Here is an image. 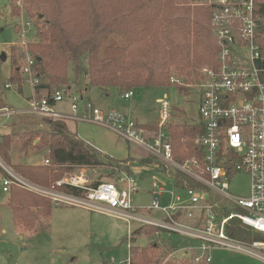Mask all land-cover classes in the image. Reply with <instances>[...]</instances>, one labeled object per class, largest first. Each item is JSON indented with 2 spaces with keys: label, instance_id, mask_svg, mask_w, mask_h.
Segmentation results:
<instances>
[{
  "label": "built area",
  "instance_id": "obj_1",
  "mask_svg": "<svg viewBox=\"0 0 264 264\" xmlns=\"http://www.w3.org/2000/svg\"><path fill=\"white\" fill-rule=\"evenodd\" d=\"M201 3L210 7L209 23L216 48L215 63L202 67L199 80L193 84L201 92L198 107L201 132L193 142L202 151V158L174 159L168 130L172 107L167 99L158 103L159 117L154 132L146 130L130 116L114 110H99L81 96H70L68 113L55 109L65 97L62 91H55L51 98L35 99L39 77L33 71L34 60L27 52L20 73L34 89V94L25 108H1L0 122L29 115L99 125L144 150L146 159L153 162H135L131 166L132 174L120 172L115 182L107 181L91 188L90 180L82 170L45 186L29 180L0 157L2 192L19 189L54 206L113 215L129 228L133 223L153 227L156 238H159V232H165L168 236H185L199 243L172 251L167 260L175 263L210 264V252L225 249L264 264V51L258 43L260 17L254 11L253 0H207ZM25 26L29 29L23 31L24 35L31 30L32 24L27 22ZM171 82L181 85L174 78ZM4 88L10 89L11 84L6 83ZM132 95L133 90L121 97L130 99ZM43 164L48 165L49 161L43 160ZM144 167L152 171L151 188L157 197L149 206L137 207L133 204V195L138 191L136 175L141 174ZM239 171L250 180L247 197L228 193L227 180ZM170 173L183 179L182 187H173L179 193L165 190L167 179L173 181L174 186ZM189 182L196 187H190ZM65 188L80 193H71ZM163 194L170 197L167 204H161L158 199ZM221 200L228 201L230 206L226 207ZM224 210L230 211L221 215ZM156 212L162 216L153 215ZM232 219L257 233L260 239L240 241L231 238L227 226ZM177 253L180 257H176Z\"/></svg>",
  "mask_w": 264,
  "mask_h": 264
},
{
  "label": "trees",
  "instance_id": "obj_2",
  "mask_svg": "<svg viewBox=\"0 0 264 264\" xmlns=\"http://www.w3.org/2000/svg\"><path fill=\"white\" fill-rule=\"evenodd\" d=\"M253 1L254 11L260 17L258 43L264 51V0ZM190 4H194L193 0H10L11 14L20 16L22 10L21 16L32 24L34 41L27 52L34 60L33 71L39 77L37 96L41 94L45 98H51L55 91L65 94L71 89L69 64L77 68L82 58L86 62L88 86L104 91L115 89L121 96L138 88L180 87L171 78L180 83L184 81L181 86L193 79L194 84L199 80L198 70L215 63L216 48L209 23L210 7L190 8ZM116 37L123 45L122 54L114 58L100 57L102 45ZM11 52L15 56L16 49L12 48ZM16 65V62L12 65L10 81L21 91L23 82ZM5 107L0 92V109ZM7 122L0 127V157L35 183L48 186L64 174L85 170L90 177L88 173L101 169L97 177L89 178V187L94 188L103 182H115L120 172L132 174L134 160L112 161L70 131L65 121L18 115ZM11 126H23L24 130L11 131ZM143 127L154 132L156 123ZM168 130L174 159L202 158V151L193 142L201 132L200 126L170 121ZM15 136L20 141L17 153L29 158L32 151L46 150L43 160L49 164L15 161L10 155ZM152 162L144 159L138 163ZM229 170H232L230 166ZM170 176L174 178V187H182V178L173 173ZM189 186L196 187V184L189 182ZM65 190L80 193L71 188ZM8 205L15 222L27 229L48 218L52 209V204L45 199L14 188L9 191ZM228 213L229 210H224L221 215ZM155 231L150 226L135 230L137 234L154 238L145 247L130 246V264H189L167 260L173 249L170 245L167 253H159L161 248ZM227 233L240 241L260 239L236 219L230 220Z\"/></svg>",
  "mask_w": 264,
  "mask_h": 264
},
{
  "label": "rangeland",
  "instance_id": "obj_3",
  "mask_svg": "<svg viewBox=\"0 0 264 264\" xmlns=\"http://www.w3.org/2000/svg\"><path fill=\"white\" fill-rule=\"evenodd\" d=\"M193 2L194 4L189 5L190 8L208 6L194 0ZM21 15L22 10H20V16L11 14L10 0H0V92L3 94L5 106L13 109L25 108L34 94V89L25 82L26 77L22 74H20L23 82L21 91L10 81L13 63L16 62L17 64L18 77H20L19 72L24 64L28 46L34 41V36L31 33L32 28L25 35L23 33L29 28L25 26L27 19ZM118 40V37L112 40L109 38L100 48L99 56L114 58L122 54L123 45ZM12 48L16 49L15 56L11 52ZM86 69L84 58L80 60L77 68L74 64H69L68 82L71 89L64 94L63 101L55 106L57 111L68 113L70 96L77 95L99 110L104 112L117 111L125 116H130L137 124L145 126L157 122L159 117L158 103L167 99L172 107V122L200 126L198 107L201 92L199 88L192 85L194 79L193 81L190 80L191 82L187 81L188 84L179 85L182 88L171 86L134 89L131 98L124 99L115 89L104 91L98 87L88 86V78L85 75ZM6 83L11 84L10 89L4 88ZM40 95L37 96L35 92V99L43 97ZM14 121L15 119L12 120V122ZM6 122H0V126L6 125L8 123ZM66 123L69 129L74 131L80 139L109 156L112 161L134 160L139 164L141 159L147 157L144 150L126 142L109 129L91 123L70 120ZM10 130L21 132L24 127L11 126ZM36 142L35 140L34 144ZM19 146L20 141L15 136L10 152L15 161L26 164L43 163L46 150L38 153L32 151L29 158H24L22 154L16 151V147ZM137 166L142 167L141 165ZM82 171L90 180V177H97L101 169L88 173L90 177L85 170ZM65 175L67 174L63 176ZM1 178L0 173V231H4L3 233L0 232V264H129L130 246L145 247L154 238L145 233H135V230L142 225L133 223L129 228L125 222L113 215L87 211V215H83L81 222L75 215H66L83 212L82 210L79 211L80 209L68 213L54 212L50 221L41 220L34 227L26 230L14 222L12 209L8 205L9 193L2 192ZM136 178L138 191L133 195V204L137 207L149 206L150 201L157 197L152 194L151 169L144 167L142 174H137ZM168 181L170 180L168 179ZM227 182L229 194L237 197L249 195L250 180L245 173L235 172L228 178ZM165 190L173 192L168 183ZM181 195H183L182 192ZM158 199L161 204H163L162 202L168 203L169 195L163 194ZM221 203L226 207L230 206L226 200H221ZM140 210L138 208V211ZM146 215L150 216L151 214L146 213ZM72 216L75 217L72 218ZM70 222L74 223L71 224ZM76 224L79 226L75 227ZM130 231L133 234H131L132 240L129 239ZM158 237L165 244L163 249H159V253H167V246L169 245L174 248L181 246L187 249L189 245L196 246L199 244L185 236L171 235L168 237L165 232H159ZM176 257H180V253H177ZM210 257V264H262L250 256L225 249L211 251Z\"/></svg>",
  "mask_w": 264,
  "mask_h": 264
},
{
  "label": "crops",
  "instance_id": "obj_4",
  "mask_svg": "<svg viewBox=\"0 0 264 264\" xmlns=\"http://www.w3.org/2000/svg\"><path fill=\"white\" fill-rule=\"evenodd\" d=\"M68 125V124H67ZM70 130V129H69ZM71 131V130H70ZM72 132H74V131H72ZM93 147V146H92ZM94 148V147H93ZM96 149V148H95ZM98 150V149H97ZM98 151H100V150H98ZM101 152V151H100ZM101 153H103V152H101ZM144 159H146L145 157L143 158V159H141V160H144ZM142 174V173H141ZM140 175V174H139ZM161 178H163L164 179V177L163 176H161ZM165 180V179H164ZM165 183H166V186H167V183H168V185H169V187H170V189L173 191V192H175V189L173 188L174 186H173V181H168V179L167 180H165ZM138 184V183H137ZM152 189V188H151ZM170 191V190H169ZM171 192V191H170ZM153 194V193H152ZM169 201H170V197H169ZM168 201V202H169ZM163 204H167V202H162ZM76 209H78V208H71V207H65V206H54V205H52V209H51V212H50V215L48 216V218H45V219H42V220H46V221H50V217L52 216V214L54 213V212H57V211H61L62 213H68V212H71V211H74V210H76ZM82 209H80L79 211H81ZM83 212H76V213H74V214H66V215H75L76 217H77V219L79 218L80 219V222L82 221V218H83V215H87L86 213H87V211L86 210H82ZM89 212V211H88ZM73 213V212H72ZM153 215H155V216H157V217H161L162 216V214H160V213H154ZM75 216H72V218L73 217H75ZM84 221V220H83ZM14 222H15V220H14ZM39 221H37V223H38ZM16 223V222H15ZM36 223V224H37ZM71 224H73L74 222H70ZM17 224V223H16ZM65 224V223H64ZM81 224V223H80ZM19 225V224H18ZM79 225H75V227H78ZM19 227H24V226H22V225H19ZM25 228V227H24ZM26 230H28L27 228H25ZM131 230V229H130ZM1 233H3L2 231H0ZM178 236V235H177ZM169 237V236H168ZM171 237V236H170ZM158 241H159V246H160V248H163V247H165V244L164 243H162V239L159 237L158 238ZM172 251H178V250H180V249H182V247L181 246H178V247H173L172 246Z\"/></svg>",
  "mask_w": 264,
  "mask_h": 264
},
{
  "label": "water",
  "instance_id": "obj_5",
  "mask_svg": "<svg viewBox=\"0 0 264 264\" xmlns=\"http://www.w3.org/2000/svg\"><path fill=\"white\" fill-rule=\"evenodd\" d=\"M194 1H196V2H205L207 0H194Z\"/></svg>",
  "mask_w": 264,
  "mask_h": 264
}]
</instances>
